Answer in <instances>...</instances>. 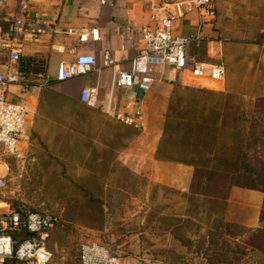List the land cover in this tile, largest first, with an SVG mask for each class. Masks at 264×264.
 <instances>
[{"label":"crops","instance_id":"0c3cea01","mask_svg":"<svg viewBox=\"0 0 264 264\" xmlns=\"http://www.w3.org/2000/svg\"><path fill=\"white\" fill-rule=\"evenodd\" d=\"M27 2L28 13L21 14L18 9L19 5H23L21 0H0V27L3 29V39L0 37V41H12L21 56L44 65L45 76L52 81L51 88L69 95L74 101L84 104L79 98L81 91L85 88L94 90L92 105H84L87 106L85 110L94 108L95 113L68 115L60 121L61 127H66L65 123L69 121L77 122L78 130L75 132L82 139H90L93 143V146L88 147L85 144L84 151H80L81 155L72 153L71 161H77L80 169L126 168L146 176L154 184L187 193L186 197L191 200L205 197L189 194L193 166L158 160L155 157L166 108L178 85L230 91L245 97L264 96V42H252L243 28L255 24L258 15L264 17V5H250V0H215L216 18L206 25V31L213 41L201 46L206 52L200 60L209 64L222 62L226 70L228 67V74L229 62L235 57L238 66L248 67L252 63L253 73L259 74L252 86L247 87L245 82L238 79L230 85L227 74L223 81H212L207 78L197 79L189 71L167 66L153 71V81L149 85L116 87L111 91L110 68L58 82L55 79L58 66L63 61H73L82 53L94 55L101 66L105 51H110L117 69L130 71L132 59L143 45L141 29L153 25L155 15H175L176 34L187 35L196 29L197 11L191 8L188 0H112L107 5L87 0ZM25 17L45 23L43 31L36 34L22 32L11 37V21ZM92 29H98V39H93ZM81 34L89 36L87 41L80 40ZM219 38L226 40L220 43ZM1 43L0 59L6 60L10 48H5V44ZM246 72L248 73L247 70ZM43 89L32 86L23 94L20 86H13L9 95L12 100L23 101L28 106L30 115L36 109ZM137 112H140V116ZM119 115L121 118H136L140 126L125 123L118 118ZM122 126H134L141 133L126 148L119 150L117 146H112V140L117 139L118 129ZM205 199L213 204L211 211L206 212L210 219L219 218L222 224L237 225L251 231L264 227V194L261 191L235 186L227 199ZM131 264L138 263L133 261Z\"/></svg>","mask_w":264,"mask_h":264},{"label":"rangeland","instance_id":"374dc122","mask_svg":"<svg viewBox=\"0 0 264 264\" xmlns=\"http://www.w3.org/2000/svg\"><path fill=\"white\" fill-rule=\"evenodd\" d=\"M250 2L264 5V0ZM263 20L258 15L255 24L243 27L252 42H264ZM236 59L229 62V74L227 67L229 84L238 79L247 87L252 86L259 74L253 73L252 63L241 67ZM247 99L246 108L253 104L252 100L256 101L251 110L259 122L256 129L248 124L247 131H257L264 139V97ZM51 102L57 108L48 105L45 113L55 114L45 115L40 101L30 112L20 155L6 159L7 187L0 193V199L11 206L51 211L59 216L60 223L54 227L50 241L49 264H79L81 247L88 242L105 245L121 264H264V233L222 224L219 218L210 219L206 212L211 211L213 204L205 197L191 200L183 192L154 184L146 176L130 171L124 174L123 169L115 171L118 181H107V185L94 178L92 170L78 168L77 161L68 159L69 150L65 155L57 152L59 146L54 140L63 135L72 137L71 141H81L80 135L72 131L77 130L78 123L69 121L65 123L68 128H62L52 119L95 113L94 108L85 110L86 105L75 101ZM252 142L242 148L264 153V144ZM76 147L72 151L78 155L85 148ZM91 192L102 202H90L91 195L87 193ZM99 212L103 213L101 223L89 218L99 216Z\"/></svg>","mask_w":264,"mask_h":264},{"label":"built area","instance_id":"2783aa9c","mask_svg":"<svg viewBox=\"0 0 264 264\" xmlns=\"http://www.w3.org/2000/svg\"><path fill=\"white\" fill-rule=\"evenodd\" d=\"M19 12L27 14L28 2L21 0ZM107 5L112 0H87ZM192 9L197 11V27L187 35H179L174 30L175 15L166 13L164 16H154V24L141 29L143 45L132 59L130 71L117 69L110 51H105L103 63L98 65L97 59L91 54H78L71 62L59 64L55 76L56 81L65 82L77 77L100 71L103 68L112 70L111 91L116 87H135L149 85L153 81L152 73L156 68L175 66L189 71L197 79L223 81L227 70L220 63L209 64L199 59L193 51L203 44L213 41L206 31V25L216 18L215 0H188ZM41 21L30 17L15 19L10 23L11 37L22 32L36 34L43 31ZM3 29L0 27V37ZM93 39H98V29L91 31ZM88 35H80L81 41H87ZM225 38H219L223 43ZM5 48H10L7 59H0V193L7 187L6 174L9 169L8 158L17 157L21 152V142L26 136L29 123V108L21 100L10 98L11 87L20 86L23 94L31 86L25 80V72L20 68V51L8 41ZM51 79L46 77L37 87L44 88ZM94 90L85 88L80 93V101L92 105ZM110 109V108H109ZM140 116V112H137ZM121 118V115L118 116ZM127 124L139 127L136 118L122 117ZM4 168V169H3ZM58 215L51 212L17 210L8 202L0 199V264H49L52 259L50 241L54 227L59 222ZM79 264H121L119 257L105 245L98 242H88L82 245Z\"/></svg>","mask_w":264,"mask_h":264},{"label":"trees","instance_id":"16d2710c","mask_svg":"<svg viewBox=\"0 0 264 264\" xmlns=\"http://www.w3.org/2000/svg\"><path fill=\"white\" fill-rule=\"evenodd\" d=\"M201 48L194 50L199 59H202L206 52L205 48ZM19 66L25 72V80L31 86H38L46 78L44 65L37 63V61L34 62L31 58L21 56ZM48 86L44 87L40 99V107H42L41 111L43 113H45L44 107L48 105H52L54 110L57 108L51 100L60 103L74 101L69 95L51 88L50 84ZM247 98L251 97H245L230 91H214L182 85L174 88L166 108L155 157L158 160L193 166L189 194L227 199L231 189L235 186L258 190L264 194V153L258 151L252 153L242 148L243 144L250 143V141H253L252 144H264V139L257 134V131L252 133L247 131L248 124L256 129L257 123H259L256 115L251 110L252 107L255 108L254 103L256 104V101L252 100L253 104L246 108L245 105L249 100ZM256 98L254 97V99ZM51 114L55 113H45V115ZM80 114L83 115L84 113ZM64 116L68 115L54 117L52 121L60 123ZM62 128H68V126ZM140 133L141 130L134 126L119 127L117 139L113 138L112 146H117L119 150H123ZM71 139L72 137L63 135L60 138L54 137L57 144L55 146H59L57 152L65 155L69 150L68 152L73 157L71 154L74 153L72 149L77 148L76 146L81 147L85 144L93 146L90 139L86 140L81 137L82 140H79V142L78 140L71 141ZM85 170H92V176L100 178L106 184L107 181L114 183L116 180L118 181L117 174L114 175L116 170L106 168ZM123 171H126L124 174H127L130 170L123 168ZM166 190L168 189L166 188ZM175 192L181 193L179 191ZM87 194L91 195L90 202H102L93 197L92 192ZM182 194L187 195V193ZM13 207L23 213L26 210L43 213V211L28 209L23 206ZM91 210L95 211L94 208ZM99 213H101L99 216L90 215L89 218L101 223L103 213ZM262 218L264 221V211ZM59 223L60 220L57 225ZM92 223L89 222V225ZM91 226L96 227L97 225ZM259 230L264 233V227Z\"/></svg>","mask_w":264,"mask_h":264}]
</instances>
